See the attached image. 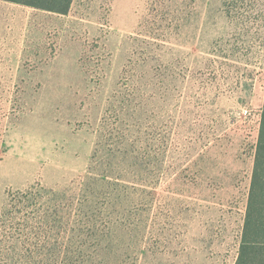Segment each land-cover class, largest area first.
I'll return each instance as SVG.
<instances>
[{"label":"rangeland","instance_id":"1","mask_svg":"<svg viewBox=\"0 0 264 264\" xmlns=\"http://www.w3.org/2000/svg\"><path fill=\"white\" fill-rule=\"evenodd\" d=\"M263 107L264 0H0V264H236ZM92 183L80 238L8 209Z\"/></svg>","mask_w":264,"mask_h":264},{"label":"trees","instance_id":"2","mask_svg":"<svg viewBox=\"0 0 264 264\" xmlns=\"http://www.w3.org/2000/svg\"><path fill=\"white\" fill-rule=\"evenodd\" d=\"M31 8L46 10L58 14H66L72 0H2ZM88 186V185H87ZM86 186V187H87ZM87 188V194L92 197V202L87 199L78 204H67L57 201V196L52 190L41 189L35 192L32 187L24 192L15 194L10 199L9 207L17 212L31 210L41 214L47 226L53 224L54 229L64 228L78 232V238L88 230H97L98 218L103 213L99 205V197L114 199L118 193H126L120 183L114 186L92 183ZM96 189V191H95ZM46 198V201L43 200ZM24 209V211H22ZM69 215V217H66ZM59 223V224H58ZM62 226V227H61ZM236 264H264V107L261 115V128L256 151L255 168L250 187L247 212L244 220L242 238Z\"/></svg>","mask_w":264,"mask_h":264},{"label":"built area","instance_id":"3","mask_svg":"<svg viewBox=\"0 0 264 264\" xmlns=\"http://www.w3.org/2000/svg\"><path fill=\"white\" fill-rule=\"evenodd\" d=\"M245 113L247 114V111Z\"/></svg>","mask_w":264,"mask_h":264}]
</instances>
